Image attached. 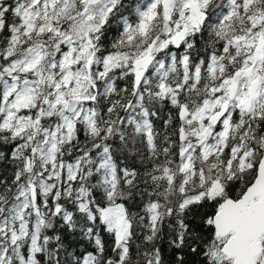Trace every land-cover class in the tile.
Instances as JSON below:
<instances>
[{"label": "snow or ice", "instance_id": "snow-or-ice-1", "mask_svg": "<svg viewBox=\"0 0 264 264\" xmlns=\"http://www.w3.org/2000/svg\"><path fill=\"white\" fill-rule=\"evenodd\" d=\"M0 264H264V0H0Z\"/></svg>", "mask_w": 264, "mask_h": 264}]
</instances>
